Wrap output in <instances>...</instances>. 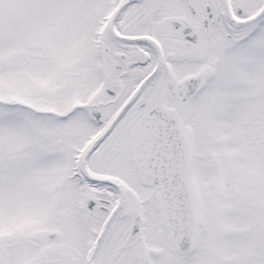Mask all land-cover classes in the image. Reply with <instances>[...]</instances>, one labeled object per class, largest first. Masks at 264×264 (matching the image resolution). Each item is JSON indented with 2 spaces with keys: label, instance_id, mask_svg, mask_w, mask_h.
Segmentation results:
<instances>
[{
  "label": "snow or ice",
  "instance_id": "6c2138e0",
  "mask_svg": "<svg viewBox=\"0 0 264 264\" xmlns=\"http://www.w3.org/2000/svg\"><path fill=\"white\" fill-rule=\"evenodd\" d=\"M0 264H264V0H0Z\"/></svg>",
  "mask_w": 264,
  "mask_h": 264
}]
</instances>
